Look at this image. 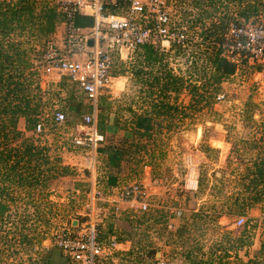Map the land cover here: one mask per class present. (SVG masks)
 Segmentation results:
<instances>
[{"label":"rangeland","instance_id":"rangeland-1","mask_svg":"<svg viewBox=\"0 0 264 264\" xmlns=\"http://www.w3.org/2000/svg\"><path fill=\"white\" fill-rule=\"evenodd\" d=\"M228 8L231 10L232 5ZM116 11L118 9L111 12ZM168 11L172 21L181 18L186 24L189 43L183 50L176 49V45L170 46L168 52L164 53L166 65L182 77L185 84L196 83L200 86L206 77H203L201 67L208 65L201 52L205 51V46L209 50L217 49L215 44L222 40L214 41L210 37L204 43L197 44L200 41L199 33L206 31L202 29L209 28L212 23L217 25L218 19L212 16L200 22L194 21L198 10L191 6V2L188 4V0H169ZM217 14L221 15V12ZM83 19L80 32L92 25V20ZM263 21L264 15L260 13L255 23ZM251 23L253 21L245 24ZM220 56L227 58L222 51ZM242 59L234 58V71L224 81L207 87L206 93L216 87L215 93L211 98L207 97L210 102L207 99L200 101L198 110L187 106L191 102L187 87H183L177 95L169 94L168 102L176 105L179 113L174 118H154V135L148 144L150 152H140L139 155H143L141 161L120 162L118 177L121 186L131 182L145 185L151 204L145 213L127 210L114 216L111 208L101 209L92 204L93 201L98 202L96 198L106 192L107 188L102 185L105 184L107 167L105 157L94 150L93 170H85L82 157L87 151L71 142L80 116L89 106V101L77 89L74 90L77 95L75 110L62 109L66 104L61 91L51 97V105L40 114L39 122L43 128L40 138L26 131L23 119H19L17 128L24 137L45 142L49 157L60 154L61 162L70 161L75 166L73 168L67 164L69 172L50 179L45 187H39V183L30 188L16 184L9 186L7 190L12 199L6 201L0 198V203L8 204L0 224V235L6 233L4 240L0 238V264H65L53 244L52 233L69 226L72 221L83 223L91 220L104 242L113 233L118 241H127L122 245L126 251L117 250L111 255V260L116 264H150L153 255L157 256L158 252L167 264H189L185 257L188 250H191L194 259L211 257L217 261L218 257L223 256V249L217 245L221 242L225 246L231 243L244 225L246 230L242 246L229 249L222 264H233L237 260L244 263L251 258L264 238V197L246 210L245 215L218 214L222 207L227 208L237 193L242 192L249 181L253 163L259 157H264V66L248 59L241 62ZM135 61L136 51L127 58L113 54L111 71L119 76L101 94L109 97V111L120 124L128 117V105L139 110L137 105H133V101L139 102L137 85L131 74ZM144 68L149 70L148 67ZM155 68L152 67V71ZM205 71V74L208 73L207 68ZM45 77H39L40 88L54 93V78ZM60 109L65 119L56 123L53 113ZM112 124H109L107 138L100 144H116L125 136L123 134H127L121 128L111 133L117 129ZM191 175L196 180V187L189 190L184 184ZM91 183L98 192L93 196ZM176 209L181 210L179 216L174 215ZM190 211L198 213L197 226L188 223V229H183L184 220L190 221ZM239 216L244 218V223L235 225ZM167 218L172 221L170 229H165L163 225ZM247 218L250 221L246 222ZM22 220L21 229L29 243L20 246L18 237H13L17 230H13L12 226L21 224ZM151 250L153 255L150 254ZM111 260L107 259L106 262L113 263Z\"/></svg>","mask_w":264,"mask_h":264},{"label":"trees","instance_id":"trees-1","mask_svg":"<svg viewBox=\"0 0 264 264\" xmlns=\"http://www.w3.org/2000/svg\"><path fill=\"white\" fill-rule=\"evenodd\" d=\"M190 2L191 6L197 7L198 10L194 21L200 22L203 18L212 16L218 19L217 25L212 23L209 28L202 29L206 31H200V41L197 44L204 43L210 37L214 41L220 40L222 29L226 27L229 20L245 24L255 22L260 13L264 15V0H188V4ZM229 5H232L231 10L228 8ZM220 12L221 15H218L217 13ZM60 20H62V14L53 2L48 4L45 1L38 6L34 0H0V198L6 201L12 199L7 190L11 185L30 188L39 183L41 187H45L50 179L69 172L68 166L61 164L58 157H49L47 147L34 145L29 137H24L17 129V121L23 119L25 130H31L39 122L43 109L51 105V97L57 96L61 90H65L64 99L68 108L77 109L74 83L68 88L66 87L68 82L63 78L56 84L54 93L43 91L39 87L37 73L30 68V55L37 52L34 43L49 36ZM175 21L181 23L182 19ZM182 48L176 47L178 50H183ZM134 51H136L137 61L131 69V74L137 85L139 102L135 100L133 105H137L139 110L136 111L128 105L126 107L128 117L122 124L116 116H113L112 125L117 127L116 130L122 129L129 135L123 136L116 144H110V142L105 145L100 144L95 149L96 154L105 157L107 167L105 185L108 187L119 184L118 173L121 161L131 160L137 163L143 156L139 155L140 152L145 154L150 152L148 146L154 135V118L158 116L174 118L179 113L178 107L168 102L169 94L177 95L183 87H187L191 96V102L187 106L194 111L198 110L199 102L206 100L207 97L211 98L215 93L216 87L212 92L206 93L207 87L212 84L216 86L224 81L235 68L234 63L220 56V49L209 50L205 46V51L201 52L204 54L205 63L208 64H203L201 67L203 77L206 75L205 80L200 86L196 83L185 84L182 77L167 67L164 60L166 56L162 51L148 44L141 45ZM245 60L242 59L241 62ZM155 66L157 68L152 71V67ZM144 67H148L149 70L147 71ZM206 68L208 73L205 74ZM198 88L203 91L198 92ZM97 105L101 109L108 108L103 97ZM103 118L102 113L97 115L98 125L103 122ZM263 183L264 157H259L253 163L249 181L241 190L242 192L237 193L227 208L222 207L218 214L245 215L246 210L264 197ZM7 208V203H0V224L4 220L3 214ZM223 208L229 210L223 212L225 210ZM197 215L198 213L190 211L188 213L190 221L184 220L183 229H188V223L194 226ZM166 221H163L164 227ZM248 221H250L249 218L246 219V222ZM22 226L23 220L21 224L15 223V226H12L13 230H17L13 233V237H18L17 242L21 244L20 246L29 243L26 234L22 232ZM245 230L244 225L238 236L226 246L223 245L224 242L217 245L223 249V256L218 257L217 261L212 260L211 257L204 260L194 259L191 250L185 253V257L189 264H222L229 249L242 246ZM5 236L6 233H2L0 238L4 240ZM100 238H102L101 235ZM152 253L151 250L150 254L153 255ZM233 264H264V238L251 258L244 263L237 260Z\"/></svg>","mask_w":264,"mask_h":264},{"label":"built area","instance_id":"built-area-1","mask_svg":"<svg viewBox=\"0 0 264 264\" xmlns=\"http://www.w3.org/2000/svg\"><path fill=\"white\" fill-rule=\"evenodd\" d=\"M59 3L67 18L61 45L56 48L51 42L46 43L40 58L33 61V67L46 75H54L56 79L67 77L93 103L111 84L113 53L130 54L137 47L147 44L167 52L172 45L184 47L189 43L186 24L172 21L167 0H60ZM115 9L118 11L112 13ZM78 14L93 20L87 33L80 32L74 24V17ZM253 23L231 21L226 24L222 41L215 44L226 53V60L234 63V58L238 57L264 66V21ZM89 37L92 38V45L88 47L86 40ZM53 119L61 123L65 119L64 113L55 111ZM80 119L71 142L77 147L94 149L103 137L94 128L92 114H83ZM42 131V124L37 122L32 133ZM184 185L189 190L194 189L195 178L191 175ZM117 195V200L111 205L114 214L125 210L139 213L149 211L148 194L141 184L126 185ZM173 212L176 216L180 215L179 210ZM243 223L244 218L237 217L235 225ZM166 227L170 229L172 222L168 220ZM51 236L54 246L72 264H116L111 260V255L117 250H127L113 237L107 243L99 240L92 220L76 227H62ZM107 259L113 263H107ZM150 264L167 263L158 253L157 256L153 255Z\"/></svg>","mask_w":264,"mask_h":264},{"label":"crops","instance_id":"crops-1","mask_svg":"<svg viewBox=\"0 0 264 264\" xmlns=\"http://www.w3.org/2000/svg\"><path fill=\"white\" fill-rule=\"evenodd\" d=\"M47 2L48 4L50 3L51 4V2H53V3H55L56 4V9L58 10V11H60V13L62 14V20H60L56 25H55V28H54V30H53V32L49 35V36H47V37H45V38H43V39H41V40H37V42H35L34 44H36V50H37V52H36V54H32V55H30V59H29V61H30V68L31 69H33L36 73H37V77H38V80H39V77L40 78H46L45 76H50V75H46L43 71H36L35 69H34V65H33V61L35 60V59H38V58H40V56H41V54L44 52V48H45V45H46V43H48V42H51L52 44H53V46L54 47H56V48H59L60 47V45H61V41H62V39H63V37H64V28H65V23L67 22V18H66V15H65V13L61 10V8H60V3H59V1L60 0H34V2L39 6L42 2ZM167 2L169 3V0H167ZM167 3V4H168ZM83 18H89L90 20H92V18L91 17H87V16H83V15H81V14H78V15H76L75 17H74V24H75V26L79 29V30H81L82 29V25H83V21H84V19ZM230 21H232V20H230ZM92 25H93V20H92ZM92 25L88 28V29H86L84 32H82V33H87L88 31H90V28L92 27ZM92 45V44H91ZM168 52V51H167ZM131 53H133V52H131ZM163 53H166V52H163ZM113 54H115L116 56H117V54L118 53H113ZM128 55H129V53L128 54H126L125 52H121V55H119L120 57H122V56H124V58H127L128 57ZM114 74H116V73H113L112 71H111V77H112V79H111V84L109 85V87H108V89L112 86V83H113V81H114V79H116L115 77L116 76H119V74H116L115 76H113ZM52 78H54V79H52L53 80V82H55V84H54V86L57 88V86H56V84L61 80V79H63V78H65L66 79V81L68 82V84L66 85V87H70V85L73 83V82H71V81H69L68 80V78L67 77H65V76H61L60 78H58V79H56L55 77H54V75H52L51 76ZM38 83H39V81H38ZM48 83V82H47ZM75 84V83H74ZM73 86V85H72ZM71 86V87H72ZM39 87H40V85H39ZM75 89H77L78 90V93H81V95L85 98V96L83 95V93L78 89V87L76 86V84H75ZM107 90V89H106ZM65 90H61V93H63V94H65V92H64ZM103 92V91H102ZM100 93V95L97 97V99H98V101H97V99L95 100V102L93 103L92 101H90V100H88V99H86L87 101H89V106H88V108H86V109H88L86 112H84L83 114H92V116H93V118H94V122H93V125H94V128H95V130H96V132L97 133H99L100 135H102V137H103V140H104V138H107V136H108V134H107V131L108 130H110V123L112 122V118H113V116H114V114L113 113H110V104H111V102H110V100H109V97H104V96H102L101 94H103V93ZM113 94V93H112ZM101 96L104 98V101H105V104H108V108H104V109H101V108H99V106L97 105L98 104V102H99V100H100V98H101ZM97 106H98V108H97ZM62 109H64V110H67V109H69L68 108V106L66 105V106H64V107H62ZM62 109H60L59 111H62ZM63 112V111H62ZM102 113V115H103V122L101 123V124H97V115L98 114H101ZM83 114H81V116L83 115ZM81 116H80V118H81ZM127 116H128V114H127ZM18 124V123H17ZM18 129V128H17ZM18 130H20V129H18ZM32 130H33V128L31 129V130H29L30 131V134L31 135H33V136H38L39 137V135H41L42 134V132L41 133H39V134H33L32 133ZM117 131H119V130H116V129H113L112 131H111V133H116ZM22 132V131H21ZM125 133H127V134H123V135H125V136H128L129 134H128V132H126L125 131ZM23 136H24V134H23ZM40 138V137H39ZM102 140V141H103ZM31 141L33 142V144L34 145H37L38 147L39 146H46V143L44 142V143H39V142H35L36 140H33V139H31ZM37 141H39V140H37ZM101 141V142H102ZM101 142H99V143H97L96 144V146H98V145H100V143ZM96 146L94 147V149H87V148H81V149H83V150H85V151H87V152H84V157H82V163H83V166L85 167V170H87V171H89V170H93V167H94V160H95V156H94V150L96 149ZM49 155V154H48ZM59 156H60V154L58 155H53V157H58L59 158ZM60 163L61 164H63V165H67L68 164V166L69 167H73L74 168V166H75V163H72V162H70V161H68V162H61L60 161ZM92 168V169H91ZM90 171V172H91ZM150 181V180H149ZM105 183V182H104ZM131 183H137V182H131ZM131 183H129V184H131ZM149 183V182H148ZM129 184H126V185H129ZM139 184H141L144 188H145V185H143L142 183H140L139 182ZM126 185H123V186H121V184H120V180H119V184L117 185V186H112V187H108V186H106L105 184L104 185H102V186H104L105 188H107V189H105V188H103V189H105V194H101L102 195V197H99V198H96V200H99L98 202L97 201H93V198H92V204H95V205H98V207L99 208H101V209H107V208H111V212L113 213V208H112V206L111 205H113L114 204V201L115 200H117V197H118V193H119V190L122 188V187H124V186H126ZM39 187H41V185H39ZM90 190L92 191L91 192V195L93 196V194H95V193H98L97 191H95L94 190V184L93 183H91V185H90ZM145 191H146V189H145ZM146 193L148 194V192L146 191ZM149 194H148V197L146 198V200L149 202V204H150V201H149ZM151 199V198H150ZM150 207H151V204H150ZM150 209V208H149ZM176 210H179V209H176ZM180 211V213H181V210H179ZM124 212H128L127 210H125ZM121 213H123V211L121 212ZM121 213H119L118 215H120ZM114 214V213H113ZM118 215H116V214H114V216H118ZM175 215V214H174ZM88 219V218H87ZM169 221H170V219L169 218H167ZM168 220L166 221V223L165 224H167V222H168ZM172 222V221H171ZM74 224H76V226H78L79 224H80V222H78V221H72L69 225L71 226V227H74ZM75 226V227H76ZM165 229H167V227H166V225H165ZM96 231H97V229H96ZM97 234H98V239L100 240V239H102V238H100V235H99V231H97ZM111 237H113V238H115V240L117 241V242H119V243H121V245H123V244H127V241L126 240H124V241H118L117 240V237L114 235V233L113 234H111V235H109L107 238H106V242H104L103 240V242L104 243H107V241L111 238ZM56 250L58 251V255L60 256V257H63V259H64V261H65V264L66 263H69V264H72L67 258H65L64 256H63V253L59 250V249H57L56 248ZM159 253V252H158Z\"/></svg>","mask_w":264,"mask_h":264},{"label":"water","instance_id":"water-1","mask_svg":"<svg viewBox=\"0 0 264 264\" xmlns=\"http://www.w3.org/2000/svg\"><path fill=\"white\" fill-rule=\"evenodd\" d=\"M91 44H92V38H88L87 40H86V45L89 47V46H91Z\"/></svg>","mask_w":264,"mask_h":264}]
</instances>
